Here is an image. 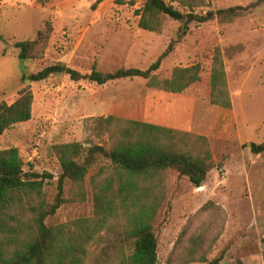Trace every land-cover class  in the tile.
Masks as SVG:
<instances>
[{
  "label": "rangeland",
  "instance_id": "374dc122",
  "mask_svg": "<svg viewBox=\"0 0 264 264\" xmlns=\"http://www.w3.org/2000/svg\"><path fill=\"white\" fill-rule=\"evenodd\" d=\"M252 1L208 0L212 9ZM144 2L0 0V101L14 102L29 84L35 95L32 118L7 129L0 150L18 147L26 164L54 173L45 187L53 202L62 172L54 147L78 141L87 148H109V127L101 118L114 115L206 136L216 166L203 185L195 186L175 169L167 171V198L154 221L158 264H186L192 257L201 264L204 254L209 261L220 258L218 264H264V151H252V143L264 141V3L234 22L192 23L181 38L182 23L166 15L161 32L141 29ZM47 20L54 33L45 56L20 58L15 43L34 38ZM173 40L174 48L157 71L160 78L171 77L177 66L202 65L201 79L181 93L152 88L143 78L101 85L61 73L39 82L22 80L23 74L58 62L84 74L94 65L102 71L147 69ZM218 47L231 108L210 101ZM108 164L101 158L83 185L66 184L67 202L47 219L49 225L93 215L91 176ZM198 235L205 236L206 248L193 254L191 241Z\"/></svg>",
  "mask_w": 264,
  "mask_h": 264
},
{
  "label": "trees",
  "instance_id": "16d2710c",
  "mask_svg": "<svg viewBox=\"0 0 264 264\" xmlns=\"http://www.w3.org/2000/svg\"><path fill=\"white\" fill-rule=\"evenodd\" d=\"M36 1L45 5L50 0ZM262 3L264 0H254L248 5L212 9L208 0H145L139 12V27L161 32L162 17L166 15L182 23L179 32L182 38L192 23L234 22ZM53 33V22L47 20L34 38L15 43L19 57L43 58ZM175 42L173 40L147 69L122 67L102 71L94 65L90 73L84 74L58 62L34 73H25L22 80L25 83L39 82L61 73L75 81L89 79L101 85L115 80L143 78L152 88L181 93L201 79L202 65L177 66L171 77L160 78L157 71ZM210 83L211 103L231 108L226 66L219 47L214 54ZM34 100L29 84L14 102L0 101V136L13 125L32 118ZM101 119L109 127L112 141L109 148L105 145L87 148L78 141L54 147L62 172L53 202L48 199L45 187L55 178L54 173L39 172L33 164H26L18 147L0 150V264L159 263V237L154 221L167 198V171L175 169L195 186L203 185L216 166L208 138L114 115ZM252 151L263 152L264 141L252 143ZM101 158L108 160L109 164L108 167L101 166L91 176L93 215L49 225L47 219L67 202L66 184L70 181L74 186L83 185ZM191 247L193 254L203 251L205 236L194 237ZM195 261L192 257L186 264ZM198 261L218 264L221 259L209 261L204 254Z\"/></svg>",
  "mask_w": 264,
  "mask_h": 264
}]
</instances>
